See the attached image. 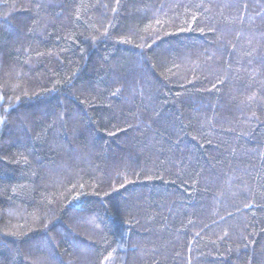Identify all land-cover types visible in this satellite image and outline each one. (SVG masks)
<instances>
[{"label":"trees","instance_id":"obj_1","mask_svg":"<svg viewBox=\"0 0 264 264\" xmlns=\"http://www.w3.org/2000/svg\"><path fill=\"white\" fill-rule=\"evenodd\" d=\"M0 264H264V0H0Z\"/></svg>","mask_w":264,"mask_h":264}]
</instances>
